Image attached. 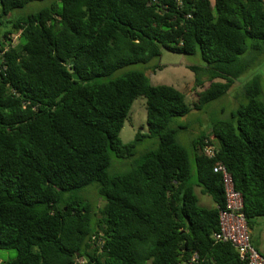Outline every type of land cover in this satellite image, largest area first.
Instances as JSON below:
<instances>
[{"label": "trees", "instance_id": "obj_1", "mask_svg": "<svg viewBox=\"0 0 264 264\" xmlns=\"http://www.w3.org/2000/svg\"><path fill=\"white\" fill-rule=\"evenodd\" d=\"M34 1L0 0V249L15 251L0 264H245L214 237L226 196L213 166L231 175L250 230L264 216V0H49L13 14ZM163 49L205 62V87L189 67L195 109L251 75L245 100L191 140L192 163L173 123L192 108L186 94L152 84L156 65L128 68ZM138 97L147 132L122 143ZM143 137L156 148L109 172Z\"/></svg>", "mask_w": 264, "mask_h": 264}, {"label": "rangeland", "instance_id": "obj_2", "mask_svg": "<svg viewBox=\"0 0 264 264\" xmlns=\"http://www.w3.org/2000/svg\"><path fill=\"white\" fill-rule=\"evenodd\" d=\"M51 1V0H50ZM49 0L34 1L28 3L25 7L13 11V14H26L30 10L38 9L46 5ZM213 3V0H211ZM15 34H11L14 36ZM258 61L263 60V55H259ZM260 59V60H259ZM158 66L155 72L150 73L149 69L153 66ZM191 65L200 67L197 76L203 81L204 87L207 86L206 73L203 71L205 62L202 60L200 54H184L170 52L165 49L162 50L159 57H153L146 64H134L128 68L144 69L149 72V80L152 84H167L176 87L186 94V102L192 107V102L196 99L197 91L202 88L195 85V73L189 67ZM147 66V67H146ZM258 69V65H257ZM258 72L264 74V67L260 66ZM251 75H245L237 80L230 90L218 99L208 102L200 109L191 108L189 112L183 116L175 117L173 120L174 125L183 126L178 128L176 139L184 146L189 154L191 163L193 162V152L191 148V140L196 137L201 131H205L207 125L217 119H227L232 110L237 107V103L245 100L244 86ZM261 95L260 98L264 99V77L260 75ZM137 131L142 133L147 132V119L145 112V99L143 97L136 98L130 108L128 118L125 120L123 127L119 133V139L122 143L131 142L134 139ZM157 146V140L153 137H143L135 147V155L130 158H117L111 159L109 172H121L126 170L133 163V160L142 152L149 149H154ZM198 197L199 204L204 206H211L212 201L209 196L199 193L198 188L195 189ZM89 198L96 205L100 206L102 201L98 199L96 192L93 189L89 191ZM248 229V228H247ZM248 234L252 237V242L258 249V252L264 256V216H259L254 219L252 228L248 229ZM15 257V251L12 249L1 250L0 260L12 259Z\"/></svg>", "mask_w": 264, "mask_h": 264}, {"label": "built area", "instance_id": "obj_3", "mask_svg": "<svg viewBox=\"0 0 264 264\" xmlns=\"http://www.w3.org/2000/svg\"><path fill=\"white\" fill-rule=\"evenodd\" d=\"M17 33L14 36L9 35L12 41L17 38ZM7 47H5L6 49ZM4 50L0 52L2 55ZM204 152L207 155H212V146L204 147ZM213 171L222 173V181L226 196V207L220 211V230L214 234L216 239L231 242L238 250V255L245 264H264V256L261 255L249 241L248 229L244 220L241 207L243 205L242 197L239 192L233 188L231 175L226 171L225 167L216 162L213 166Z\"/></svg>", "mask_w": 264, "mask_h": 264}, {"label": "water", "instance_id": "obj_4", "mask_svg": "<svg viewBox=\"0 0 264 264\" xmlns=\"http://www.w3.org/2000/svg\"><path fill=\"white\" fill-rule=\"evenodd\" d=\"M72 63H73V61H72ZM72 77H73L75 80H77V79L79 78L78 75H77V73L74 72V71H73V73H72Z\"/></svg>", "mask_w": 264, "mask_h": 264}, {"label": "crops", "instance_id": "obj_5", "mask_svg": "<svg viewBox=\"0 0 264 264\" xmlns=\"http://www.w3.org/2000/svg\"><path fill=\"white\" fill-rule=\"evenodd\" d=\"M256 247V246H255Z\"/></svg>", "mask_w": 264, "mask_h": 264}]
</instances>
